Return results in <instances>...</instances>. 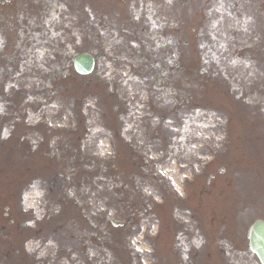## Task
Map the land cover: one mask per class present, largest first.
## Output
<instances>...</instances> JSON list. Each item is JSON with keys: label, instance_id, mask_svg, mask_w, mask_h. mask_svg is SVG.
Returning a JSON list of instances; mask_svg holds the SVG:
<instances>
[{"label": "rangeland", "instance_id": "rangeland-1", "mask_svg": "<svg viewBox=\"0 0 264 264\" xmlns=\"http://www.w3.org/2000/svg\"><path fill=\"white\" fill-rule=\"evenodd\" d=\"M82 3L83 0H0V42L7 39L13 42V46H19V51L28 48L33 51L30 56L33 62L44 65L46 64L44 60H49L48 69L56 66V62L52 59L55 58L54 55L49 59L55 47L58 48L55 55H59L64 49L66 54L70 50L81 51L85 47L95 51L97 45L102 44L101 41L97 42L92 30L87 34V42H82V24L86 19V11ZM94 3H100L99 6L104 8L110 4L124 8L125 17L132 18L136 14L140 26L146 24L147 29L153 27L155 36H163L159 38L161 43L169 41L173 45L174 52L180 53V64L191 71V75L195 74V69L199 71L200 68L212 67L209 66L211 62L216 72L217 68L220 73L223 71L230 78V82L224 83V88L228 86L230 90V96L227 97L217 91V86L211 80L208 82L205 79L195 80L190 84L185 80L187 87L198 84L191 90L195 92L194 102L197 106L184 105L180 109L177 106L178 109L175 111L178 110L179 117L183 114L190 120H193L194 116L197 118L196 126L200 135L198 140L201 142L205 140L203 135L211 132L210 120L219 113L231 112L227 139L215 140V146L217 148L218 145L225 146V151L217 154L213 167L229 165L222 178L228 180L224 196L231 198L222 200L221 205L224 207V212L228 213L230 221L236 215L245 220L242 221V226L250 224L256 218H264V0H186L185 13H181L178 9L173 10L179 8L177 0H136L134 8H130L132 3L119 6L111 0L105 3L102 0H94ZM87 14L90 24L95 23L97 18L92 14L95 15L96 12L89 11ZM166 20L171 21L170 25L162 26L161 21ZM180 20L185 22V26H179ZM32 23L34 27L30 26ZM32 34L38 35L39 40L23 41L17 38L32 37ZM141 37L143 45L147 46L144 42L147 37L145 32ZM146 40L149 42L148 39ZM183 41L187 43L185 48L180 47ZM151 46L156 49L157 44L152 42ZM200 49L202 51H199ZM111 50L106 48V60H102L97 65L101 72L105 68L109 69L112 64L116 68H126V65L135 64L134 53L130 60L122 59L120 55L115 61H110V56H113ZM115 50L116 57V52L120 50ZM201 60L207 62L205 66L201 65ZM190 63L193 65L190 66ZM26 74L23 80L28 78ZM40 74L45 76L46 72L41 71ZM195 77L198 79V76ZM89 80L91 87L99 89L97 96L99 99L96 102L104 103L106 119L111 124L112 121L119 123L118 118L113 116H118L120 112L112 111V107L113 110L115 107H120L124 112L126 104L123 97L120 98L121 102L115 99V93L118 91L114 80H107L105 76L96 79L93 75L89 76ZM104 80L109 81L107 86ZM133 80L138 82L140 77H133ZM55 88L59 91L58 94L65 96L62 89L56 86ZM7 93L10 96L6 98V95L0 92V103L6 104L5 101L13 99L18 92L13 90ZM40 94L49 98L50 93L40 92ZM71 94L73 92L69 89V95ZM176 94L184 97L182 90L179 93V89H176ZM26 95L27 92H19L16 95L17 100L24 99ZM172 104L167 97L160 109H171ZM197 108L200 109L199 112ZM163 114L166 118L174 115L172 109L171 113ZM4 118L6 120V117ZM4 118L0 116V124ZM88 121L90 123L87 124L89 127L87 135L84 134L85 129H79L77 134L69 139L66 135L60 138L53 136L41 123L38 132L21 141L19 147L22 150L18 154L13 153L16 151L13 149L17 147L16 140L0 138V264H108L109 259L116 258L119 259V264H129V253L126 254L124 251L122 253L116 245L111 244V240L113 241L121 231L107 223V219L113 214L109 212L102 221L101 217L90 212L96 202V190L93 193H86V188L89 190L97 187V184H101L104 180L112 184L115 179L112 171L113 153L108 148V141L113 140L102 138L103 135L111 132L109 133L107 129H99L106 126L105 124L101 127L95 125L93 130L91 127L93 116ZM100 131L108 133L100 135ZM192 131L191 128L187 133ZM198 140L184 139L183 144L190 148ZM205 141H207L205 148L212 150L210 147L214 140L206 137ZM33 147L37 148L34 155H28L26 149ZM53 147H57V150L54 149L55 154L51 156ZM68 149L69 155L66 152ZM23 150L24 154H22ZM58 150L62 152L57 153ZM24 155H27L26 161L23 159ZM209 156V153H202L200 157L206 159ZM121 164L125 170L130 168L129 164L127 166ZM57 171L62 172L59 178L56 177ZM183 172L187 174L186 171ZM53 178L58 184L61 183L63 188L55 187L50 190L49 181ZM152 182L155 185L159 184L160 189H163V181L159 178L153 179ZM147 187L144 186L142 189ZM213 190L217 191V188ZM112 193L110 188H106L103 195L112 197ZM26 194L29 197L27 203H31L33 207L18 214L17 212L20 211L18 206L25 207ZM60 199L64 200L61 204ZM73 200L76 201V205ZM86 202L90 207L88 212H86ZM28 211L29 213L34 211L36 218L39 215V220L31 218L28 221L33 224V228L22 231L16 222L27 219ZM82 212L87 213L88 221ZM7 213L12 215L14 223L6 226ZM208 213L211 214L212 211L209 210ZM98 221L99 224L103 223L101 229L103 226L106 227L104 238H100L108 244V248L104 245L99 248L96 243L87 248L82 244L83 237L86 232H94L97 229L96 226L92 229L91 224H96ZM204 233L207 239L209 234L206 230ZM210 246L214 249L212 244ZM29 247L31 251L28 250ZM85 251L94 253L91 259L88 260L89 254L83 255ZM97 252L99 255H96ZM141 254L132 255L135 259H139ZM233 258V260L237 259ZM239 260L248 264L256 263L250 254L245 253Z\"/></svg>", "mask_w": 264, "mask_h": 264}, {"label": "flooded vegetation", "instance_id": "flooded-vegetation-1", "mask_svg": "<svg viewBox=\"0 0 264 264\" xmlns=\"http://www.w3.org/2000/svg\"><path fill=\"white\" fill-rule=\"evenodd\" d=\"M104 1L105 0H103V2ZM107 1L109 2L110 0ZM93 3L94 0H83L82 3L84 7V11H86V19L83 21L82 24V36H83L82 41L84 39L83 42H87L86 38L90 27V20L87 17L88 16L87 13L90 11V8L92 10L94 9ZM99 8L100 7L96 5V9H94L97 12L96 13L97 20L93 25V29L95 30L94 32H96V34L98 35L97 39L102 40V43L106 42L109 47H113L117 50L123 49L121 50L122 52H118L119 56L130 55V51H135L137 53L135 57V61L139 64V66L137 67V69L135 68L134 71L138 73L142 81V83L140 84V87L142 88L135 90L133 93L134 94L133 97L136 99L138 97L141 98L144 96L142 91H145L147 97H149L150 102L152 103L153 101L154 104L156 103V101L162 102L165 98L170 97L173 101V107L171 109L173 110V113L176 114L178 110L177 111L175 110L178 109L177 106H179V104L183 102V100L179 96H177L176 94L177 88L171 87L169 83H163L162 79H158L159 76H161V74H164L165 69L164 70L158 69V67L153 68V63H152L153 56L150 50V46H144L141 37V34L143 32H146V28H145L146 26L145 25L140 26L141 23L137 22L135 18L132 19L128 16L125 17L124 10H121L120 8H115L111 4L110 6L106 7L107 9L100 10ZM125 14H127V12H125ZM180 22L183 23V21ZM137 25L140 27H137ZM144 42L147 44L146 39H144ZM3 57H4L3 55L0 56V60H2ZM163 58L166 61H168L169 59H177V54L166 52L163 54ZM165 68L167 67L165 66ZM166 76H168V74H166ZM62 78L64 77L62 76L57 77L55 84L61 86ZM51 80L54 81L55 78H51ZM70 80L72 82V78H70ZM154 80H155V84H153ZM65 85L68 86V83L66 82ZM176 86L178 88H183V84L181 82L177 83ZM85 88L87 89L88 86H85ZM84 92H85L84 95H88L87 91ZM90 96L91 94L89 93V97ZM147 109H148V113L153 112L152 105L147 106ZM116 111H121V109L118 108ZM211 176L212 175H209V178ZM201 205H202V200L199 198V202H197L196 207L200 208ZM126 208L129 214H133L132 210L134 208V205H130V206L126 205L125 207H123V209ZM175 208L180 209L179 206ZM117 212L118 214L121 215V210H117ZM169 214L171 216L175 215V213L173 212H170ZM177 214L181 216L180 221L177 219V217H171L169 218L168 222H165V224L163 223L164 231L165 232L167 230L170 231V233H166V234L168 235L167 243H169L170 245L169 249L172 250L170 251V253H166L162 261V264H195L197 254L193 255V257L190 259L189 262L182 261L179 258L178 250L180 248L177 247L178 238L176 237V235H181L182 233L181 230L183 229V227H181L180 225H183L185 223L192 224L193 229L197 228V230H199L200 223L197 220H200V218L196 217V213L194 211L179 212ZM130 218L131 216L128 219ZM225 220L226 219L221 218L220 220L217 221L216 217L212 216L207 224L211 228V235L209 237V240L207 241H210V243L214 247H216L217 243H220L222 245L221 247H219L221 250L225 245H230L231 247H233V239L231 238L228 229L222 228V226H224L225 224ZM159 234H161L164 237V234L162 232H160ZM159 234L157 235V237L150 240V243H148L150 244V247L154 248L158 245L156 240L158 239ZM198 240L201 243L205 242V239L202 237H199ZM202 245L204 246V244ZM211 257L212 255H210V253L207 252V254L204 255L205 262L203 264H212Z\"/></svg>", "mask_w": 264, "mask_h": 264}, {"label": "water", "instance_id": "water-1", "mask_svg": "<svg viewBox=\"0 0 264 264\" xmlns=\"http://www.w3.org/2000/svg\"><path fill=\"white\" fill-rule=\"evenodd\" d=\"M82 59H75V68L81 67ZM249 247L257 255L261 264H264V222L255 223L249 232Z\"/></svg>", "mask_w": 264, "mask_h": 264}, {"label": "clouds", "instance_id": "clouds-1", "mask_svg": "<svg viewBox=\"0 0 264 264\" xmlns=\"http://www.w3.org/2000/svg\"><path fill=\"white\" fill-rule=\"evenodd\" d=\"M28 195L26 194L25 197H24V200H25V211L30 208V207H33V205L31 203H27L28 201ZM38 218H39V215H38ZM31 247H29V251H30ZM43 254V253H42Z\"/></svg>", "mask_w": 264, "mask_h": 264}, {"label": "snow or ice", "instance_id": "snow-or-ice-1", "mask_svg": "<svg viewBox=\"0 0 264 264\" xmlns=\"http://www.w3.org/2000/svg\"><path fill=\"white\" fill-rule=\"evenodd\" d=\"M217 10L219 11V9H217ZM233 63H235V61H233ZM4 135H7V130H5ZM30 251H31V249H30Z\"/></svg>", "mask_w": 264, "mask_h": 264}]
</instances>
